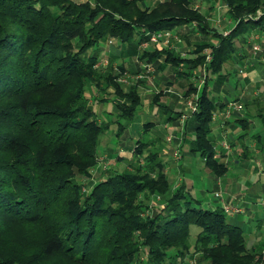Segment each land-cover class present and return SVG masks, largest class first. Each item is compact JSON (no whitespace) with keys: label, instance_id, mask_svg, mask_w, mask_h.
Here are the masks:
<instances>
[{"label":"trees","instance_id":"trees-1","mask_svg":"<svg viewBox=\"0 0 264 264\" xmlns=\"http://www.w3.org/2000/svg\"><path fill=\"white\" fill-rule=\"evenodd\" d=\"M146 1L0 0V97L6 98L0 102V121L18 129L0 127V218L42 229L40 252L60 263L67 256L84 264L105 244L97 255L101 264H131L141 248L145 264H190L192 248L201 253L197 264H264V245L249 247L244 228L228 220L223 205L204 207L185 184L173 188L159 151L146 148L149 140H137L132 168L110 171L86 195L75 181L78 176L91 178L102 135L116 122L121 137L142 105L139 86L127 88L117 80L112 56L106 70L98 69L102 43L117 38L137 49L149 32L195 20L201 29L208 26L194 0H159L153 7ZM217 1L229 6L236 21L230 31L219 34L218 44H200L199 55L190 59L169 48L141 56L155 61L165 54L178 72L182 61L189 63V71L206 63L205 83L199 88L191 82L186 94L198 92L199 98L198 109L184 124L192 119L191 151L220 176L229 166L216 156L210 133L213 114L225 103L211 98L208 80L232 59L237 41L246 42L250 31H264V0ZM259 10L258 18L245 19ZM207 47L212 56L206 62L201 52ZM117 68L130 70L124 63ZM89 84L103 92L98 101L108 100L101 86L115 88V118L99 121L86 93ZM49 89L63 97L52 106L40 95ZM253 104L264 122V94ZM176 113L171 119L179 118L181 112ZM238 120L246 129V120ZM26 134L36 140L33 145ZM86 144L91 150L81 149ZM154 194L161 195L162 206L150 203ZM192 225L200 228L195 236ZM0 264L14 260L0 250Z\"/></svg>","mask_w":264,"mask_h":264},{"label":"crops","instance_id":"crops-1","mask_svg":"<svg viewBox=\"0 0 264 264\" xmlns=\"http://www.w3.org/2000/svg\"><path fill=\"white\" fill-rule=\"evenodd\" d=\"M157 2L154 3L152 0H148L146 4L153 7ZM195 4L206 16L208 26L205 29H201L195 20L191 24H183L175 28L182 35V41L178 44L181 53L177 49L174 50L185 59L196 58L199 55L197 47L202 43H208L210 46L218 44L220 41L219 34H226L236 24L232 16H227L229 6L223 2L217 0H194ZM252 34H257L260 41H262V50L258 52H254L252 48V43L250 42ZM103 43L108 46V51L102 47L103 50L107 53L110 52V56L113 59L119 58L121 63H124L133 72L141 71L147 74L146 77L139 79L141 85H148L152 81L154 86L161 89V95L157 100L149 102L144 100L142 102L143 111L146 114L145 117H152L156 120L155 122L152 120L144 121L143 124L150 123L149 129H152L154 124H163L167 133L169 132L168 134L176 131L182 134L181 139L170 142L171 146L168 144L169 146L163 148L162 151L163 156L167 159L165 161V172L168 175L171 172H174V175L176 174L174 179L170 177L173 188L178 187L180 184H185L192 194L203 192L206 188V181L211 176L215 192L221 191L223 199L216 195L204 202L201 197H197V199L201 201L204 207L214 208L221 206L223 205L222 200L243 206L245 208L244 212L227 214L228 220L244 228L248 237L249 247H255L257 244L264 245V122L251 104L254 100V95H259L264 84V31H250L246 35V42L237 41V50L234 52L232 59L224 64L219 74L211 73L209 76L208 90L211 98L219 103H225L224 108H218L214 112L217 113V119L212 121V131L210 133V138L215 143L216 156L229 166V169L220 176L216 175L205 164L202 157V164L197 161L198 153L191 151V140L195 136V131L191 129V126H193L192 119L190 118L187 124H180L179 119H171L170 117L171 114L176 115V112H182L185 109L184 96L189 91L191 82L198 85L202 77L198 78L197 75L199 74L200 76L201 72H204L203 68H205L206 63L199 64L195 69L189 71V63L182 61L179 66L180 72H178L172 63L165 60V54H160L155 61L141 56L144 51H161L169 47L151 44L146 48L138 47L135 49L130 48L128 44H122L117 38H114L111 43L107 41ZM206 50L211 52V47H207L201 53L205 54ZM148 64L153 66L152 72L147 71L146 65ZM238 64H242V67H238ZM241 68H244L243 73L240 71ZM187 71L191 72L190 76ZM141 87L144 86L142 85ZM234 89L238 90L239 94L231 97L229 94ZM87 92H90V89ZM219 94L224 95V98L216 99ZM87 96L91 99V95L87 93ZM233 98L234 100H244L248 105V111L240 115L236 113L232 116H227L224 110L228 102ZM114 102H117L116 98ZM108 104L107 110L109 112L105 113L115 118L119 112L111 109L114 105L113 102L110 101ZM238 118L246 120L248 123L246 129L244 128V122L238 120ZM98 119H102L99 114ZM103 120H107V118L104 117ZM156 139L154 135L148 139L153 147ZM228 139L231 141L230 144L233 145H231V150L226 149L222 144L224 140ZM126 142L125 137L121 136L119 145L118 138L119 147L121 144L125 147ZM178 143H180L182 152L180 158L176 160L173 155ZM169 150H171L170 155H168ZM113 151H115V146H112L107 154L113 158L123 155L119 151L114 156L112 155ZM234 152H236L235 155H233ZM199 162L200 165L204 163L208 178L203 177L201 173L198 175L194 171L195 168L198 169L196 166ZM230 167H233V169L237 168L238 174L242 173L245 177L242 175L237 177L238 174L232 172L231 174ZM242 178L244 180H241Z\"/></svg>","mask_w":264,"mask_h":264},{"label":"rangeland","instance_id":"rangeland-1","mask_svg":"<svg viewBox=\"0 0 264 264\" xmlns=\"http://www.w3.org/2000/svg\"><path fill=\"white\" fill-rule=\"evenodd\" d=\"M147 2H148V0H147ZM152 2L155 3V2H157V0H152ZM194 7L197 8L196 4L194 5ZM227 14H228L227 15L228 17L231 16L229 10H228ZM261 14H262V11L259 10L255 15H253V14L247 15L245 17V19H248L250 17L251 18L252 17L258 18ZM255 40L257 42H260V44H262V41H260L259 37H256ZM108 42L111 43L110 41H108ZM178 44H180L179 41H177L175 39H171V43L166 47H169V48H172L175 50L177 49L181 53L180 47L178 46ZM102 47L104 48V50L108 51V46L106 45V43L105 44L102 43ZM104 50L101 51L102 55H101L100 60H103L104 58L105 59L111 58L110 52L107 53ZM206 51H207V52H205L206 61H209L208 55H209V58H211L212 55H211L210 51H208V50H206ZM120 63H121V60H119V58L114 59L113 65H114V68H116V70H117V76H118L117 80L127 88L132 86V85H135V84L140 86V87L143 85L145 88L141 87V91H140L142 102L144 100L146 102H149L152 100L155 101V99L157 100L158 97H160L161 89L154 86L152 81L149 82L148 85L147 84L141 85V83L139 82V79L135 78V75H136L135 72L133 73V71H131V70L120 71L117 68V65ZM109 66H110V62L108 59V62L105 61L104 64L99 65L98 69L104 71ZM239 66L242 67V64H238V67ZM233 73L235 74V72H233ZM203 75H204V72L202 71L200 76H199V74L197 76H198V78H200V77H203ZM198 85H199V83H198ZM101 87H103L102 88L103 91H105V90L107 91L106 94L104 92V95H106L108 100L107 101H105V100L104 101H98V99H96V98L102 97L103 92L100 90L98 91L96 85H94L92 87V84H89L88 89H90V92H87V93H88V95H91L90 96L91 97V99H90L91 104L94 107V109L96 111H98L97 114H99L100 118H102V119H99V121H103L104 117H106L107 119H113L112 115L106 114L105 112H109L107 110V108L109 106L108 103L110 101L113 102V104H114L111 107V109L114 110L115 112L118 110L116 107V103L114 102L115 98H116L115 88L113 86H110L107 89L104 86H101ZM195 93H198V92H191L189 95H185L184 99L186 100L187 98L191 97ZM59 94L60 93L58 91H55L53 89H49L47 91L42 92L40 95L42 96V98L46 104L52 106L53 104H55V102L57 103L58 99L61 100L63 98ZM238 94H239L238 90L234 89L231 91V93L229 95H231V97H235ZM262 94H264V84L261 88L259 95L255 94L253 99L261 96ZM222 98H224V95L219 94L216 99H222ZM3 100L5 101L6 98L3 99V97H0V102H2ZM232 100H234V98ZM232 100H230V101H232ZM235 100H240V99H235ZM242 102L244 103V105L246 107V112H247L248 111V105L244 100H242ZM251 104H252L254 110H256V106L253 104V102ZM145 116H146V114H144L143 105H141L138 108L134 119L128 123L126 130L122 134V136H124L125 139L127 140L125 147H123L122 144L119 147L120 137H118L116 135V128H117L116 122H114L111 125L110 129L107 130L106 133H104L102 135L101 143L99 146V152H98V160L99 161H98V164L91 169L92 170L91 178H87L86 176H78L77 180H75L76 182L81 183L80 184L81 191L83 192L84 195H86L89 192L90 186L93 183L107 177L108 174L110 173V171H114V170L121 171L125 168H132L133 167V162L135 161L134 159L136 158L133 154V149H134L135 145L137 144L138 139L148 140L154 135L157 138L155 146L153 147L151 145V142H150V143L146 144V148L159 151L161 153L160 156L162 157L164 164L166 163L165 161L167 159L163 156L162 151H163V148L168 147L169 145L171 146V143L169 141H167V139H166L169 132L167 133L163 124H154V127L152 129L145 130V126L143 124L144 121L145 122L148 120H152L154 122L156 121L152 117H145ZM0 127H3V128L8 127L9 128L8 130L10 132H12V131L16 132L18 130L15 126H12L11 124L3 121L2 119L0 121ZM4 130H6V129H4ZM177 132L178 131H176L174 133L177 134ZM166 133H167V135H166ZM26 136H27V139L31 145H33L34 142H36V140L30 134H26ZM118 138H119V145H118ZM228 141H229V143H231V141L229 139H228ZM38 145H40L39 142H38ZM177 145L180 147V143H178ZM112 146H115V151H113L112 155L115 156L119 151L123 155L118 156V157H114V158L111 157V155H108L107 154L108 150H110L112 148ZM77 148H79V147H76L73 151H75ZM81 149L91 150V145L86 144ZM147 149H146V151H147ZM170 151L171 150H169L168 155H170V153H171ZM181 152H182V149L180 147V156H181ZM0 153H2V151H0ZM235 154H236V152L233 153V155H235ZM173 157L176 160H178L180 158V157H176L175 155H173ZM144 158L141 157L142 162H145ZM197 161H200L202 164L201 156L199 153L197 154ZM200 162L196 166V167H198V169L195 168L194 171H196L198 173V175H200L199 173H201L203 177L208 178L209 176H206L207 173H206L205 165H204V163H203V165H200ZM154 163H155V161H154ZM202 169H203V171H202ZM231 172L238 174V169L237 168L233 169V167H230V173ZM240 175L243 176V174L241 173V174H238L237 177H240ZM175 176H176V174L174 175V172H171L169 174V177H172V179H174ZM210 177L208 178V181H206V185H205L206 188L204 189V191L203 192L200 191L198 193L192 194L193 197H195V198L201 197L203 199V202L206 201L207 199L211 198V197H215V186H214L213 179ZM243 177H245V176H243ZM241 180H244V178H242ZM243 182L245 183V181H243ZM159 196H161V195H159ZM162 202H163L162 198H159L158 194H154L150 200V203L153 205L162 206ZM244 210H245V208H244ZM0 220H1L0 222L2 224V226H1L2 232L0 233V250L6 256L12 257L14 260V264H81V263H83V262H78L74 259H71L67 256L63 257L64 262H61V263L58 262V260H55L49 256H44L40 252V250L42 248V244H43V237L45 236L42 229H40L37 226L23 225V224L15 221V220H12L10 217H6L4 215L1 216ZM199 230H200V228L198 226H195V225L191 226V231L193 233V236H195V234ZM104 246H105V244H103V247L100 250H99L100 247H98L94 253V256H93L95 258L92 257L93 259H90L89 261H87L84 264H88V262L90 264H101L102 259L97 257V255H98L99 251L101 253L105 250V248L107 246L106 247H104ZM142 250H144V249L141 248V251H139V253L137 252V254L134 256L131 264H145V260H147V255ZM262 253L264 255V249H263ZM200 255H201V253L196 254V252L192 248V250L190 251V254L187 256L189 263L190 264H197L196 261H197L198 256H200Z\"/></svg>","mask_w":264,"mask_h":264},{"label":"built area","instance_id":"built-area-1","mask_svg":"<svg viewBox=\"0 0 264 264\" xmlns=\"http://www.w3.org/2000/svg\"><path fill=\"white\" fill-rule=\"evenodd\" d=\"M148 34V39L145 40L142 44L141 47L142 48H146L148 46H150L151 44H156L159 46H163L166 47L171 43V39H175L177 41H182V35L178 30L175 29H167V30H158V31H154V32H149ZM258 37L257 34H252V36H250V42L252 43V48L254 50V52H258L260 50H262V44H260V42H257L255 40V38ZM110 42H113V40L111 39ZM211 58H209L208 55V60H210ZM105 61L108 62V59H103L100 61V64H104ZM146 69L147 71H153V66L151 64L146 65ZM204 70V75L201 78V80L199 81V85L198 87L202 86L205 83V79H206V74H205V68H203ZM241 73L244 72V68L240 69ZM147 74L144 72H138L135 75L136 79H141L146 77ZM199 87V88H200ZM198 98H199V94L195 93L193 94L191 97L187 98L185 100V109L181 112L180 116H179V123L180 124H184L185 120L188 118V116L195 112L198 109ZM225 114L227 116H232L233 114H244L246 112V107L244 105V103L242 102V100H232L230 102H228L226 108H225ZM217 113L213 114V120L217 119L216 117ZM182 134L178 133H170L167 136V141L169 142H174L176 141V139H181ZM223 146L228 149L231 150V144L229 143L228 140H224L222 142ZM174 155L176 157H180V147L178 145H176L175 147V151H174ZM215 195L221 199H223L222 197V192L221 191H216ZM159 198H161V196L158 195ZM223 202V207L225 209V211L230 214V213H241L244 212V207L239 205V204H231V203H227L224 202V200H222ZM264 202V200H263Z\"/></svg>","mask_w":264,"mask_h":264}]
</instances>
